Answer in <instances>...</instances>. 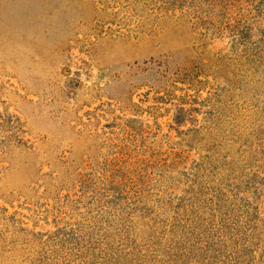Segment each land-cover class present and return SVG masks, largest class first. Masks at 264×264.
Returning a JSON list of instances; mask_svg holds the SVG:
<instances>
[{"label":"rangeland","instance_id":"obj_1","mask_svg":"<svg viewBox=\"0 0 264 264\" xmlns=\"http://www.w3.org/2000/svg\"><path fill=\"white\" fill-rule=\"evenodd\" d=\"M0 264H264V0H0Z\"/></svg>","mask_w":264,"mask_h":264}]
</instances>
